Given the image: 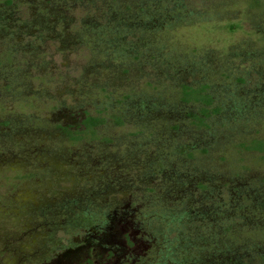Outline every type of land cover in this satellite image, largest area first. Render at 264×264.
Listing matches in <instances>:
<instances>
[{
	"label": "rangeland",
	"instance_id": "rangeland-1",
	"mask_svg": "<svg viewBox=\"0 0 264 264\" xmlns=\"http://www.w3.org/2000/svg\"><path fill=\"white\" fill-rule=\"evenodd\" d=\"M248 1L0 0V264H74L102 229L85 218L108 233L119 213L149 249L119 264H264V153L240 147L264 138ZM182 82L210 85L206 127L172 99ZM83 111L105 122L71 143L57 124Z\"/></svg>",
	"mask_w": 264,
	"mask_h": 264
},
{
	"label": "trees",
	"instance_id": "trees-1",
	"mask_svg": "<svg viewBox=\"0 0 264 264\" xmlns=\"http://www.w3.org/2000/svg\"><path fill=\"white\" fill-rule=\"evenodd\" d=\"M263 1L249 0L247 3L249 7L258 8ZM173 90L172 99H174V102H178L179 104H194L197 107L196 111L191 112L189 115L191 123L198 128L206 127L207 123L205 120L220 112L221 106L215 104V98L211 94L210 85L207 83L187 84L182 82L174 87ZM94 112L83 111V116L79 118V123L75 128H70L71 125L65 126L62 124H57V127L68 136V140L71 143L81 139L98 138L97 128L105 122V118L100 112ZM114 121L118 124L123 122L121 116H117L116 114L114 115ZM240 147L244 150L264 153V138L253 137L249 141L240 143ZM85 219L86 224L96 226V228L102 227V229L95 230L94 234L88 236L91 237L90 240H86L74 248V253L71 255L74 256V264H119L122 257L117 253L116 248L118 246L129 249L128 251L139 256L140 259L148 256L149 249L146 247L145 241L143 249H137L138 247L135 246H138L141 241V244H144L140 237L143 235L137 224L138 218L133 221L135 217H128L126 214L121 213L110 216L107 221L111 223V231L108 233H104L107 227L102 226L105 220L95 219L93 216L86 217ZM98 238L100 239L98 240ZM103 240H106L107 243L103 244ZM135 247L136 249L133 250ZM66 261L67 259L62 262L60 261L59 264H68L69 261ZM122 264H128V262H122Z\"/></svg>",
	"mask_w": 264,
	"mask_h": 264
}]
</instances>
